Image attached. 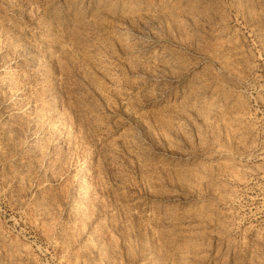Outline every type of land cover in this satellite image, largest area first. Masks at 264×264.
<instances>
[{"label":"rangeland","instance_id":"374dc122","mask_svg":"<svg viewBox=\"0 0 264 264\" xmlns=\"http://www.w3.org/2000/svg\"><path fill=\"white\" fill-rule=\"evenodd\" d=\"M0 264H264V0H0Z\"/></svg>","mask_w":264,"mask_h":264},{"label":"bare ground","instance_id":"6f19581e","mask_svg":"<svg viewBox=\"0 0 264 264\" xmlns=\"http://www.w3.org/2000/svg\"><path fill=\"white\" fill-rule=\"evenodd\" d=\"M86 182V176H83V178H82V180H81V185L83 184V183H85Z\"/></svg>","mask_w":264,"mask_h":264}]
</instances>
